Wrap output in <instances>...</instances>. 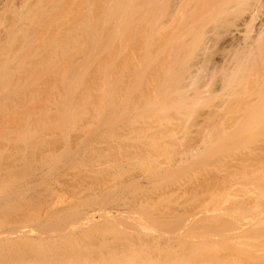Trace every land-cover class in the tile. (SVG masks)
I'll return each instance as SVG.
<instances>
[{
    "label": "rangeland",
    "instance_id": "obj_1",
    "mask_svg": "<svg viewBox=\"0 0 264 264\" xmlns=\"http://www.w3.org/2000/svg\"><path fill=\"white\" fill-rule=\"evenodd\" d=\"M212 1L117 0L1 68L0 232H31L0 264H264V84L226 79L264 2Z\"/></svg>",
    "mask_w": 264,
    "mask_h": 264
},
{
    "label": "bare ground",
    "instance_id": "obj_2",
    "mask_svg": "<svg viewBox=\"0 0 264 264\" xmlns=\"http://www.w3.org/2000/svg\"><path fill=\"white\" fill-rule=\"evenodd\" d=\"M116 1L117 0H0V70L2 71L5 68L7 69L8 64L11 62L13 64L14 63L18 64L16 66H19L20 68L19 67L18 68L21 70L25 60H30L33 57L38 59L42 55L41 52L47 53L48 50H51L53 52L55 49H59V50L70 49V48H76L75 46L79 47L83 45L87 41L88 37L86 35L90 32V30L98 31V32L102 31V28L104 27L105 13L109 10L112 11L114 8L112 6L109 7V4H112ZM210 1L208 0V2ZM213 1L211 2V4L215 2ZM224 1L227 0H223V2ZM260 1H262V3L264 2V0H233L234 2L233 4L237 3L236 5L238 6L241 2H243L251 10V11L249 10L250 16H248V18L250 17V22L247 25L250 26L251 24L253 25L254 18L257 17L256 14L257 12H259L258 10H260L263 5ZM217 3L216 5L218 6L222 5V4L219 5L220 3L219 4ZM257 3H261V4H259L260 6H258L256 12ZM214 6L212 7L215 9ZM222 6H224L222 12L223 10L227 11V9H225L226 3L225 4L223 3ZM244 6L242 5V7ZM199 7L198 8L201 9L203 6L202 7L199 6ZM248 7L245 8V10L244 9L243 10L246 11ZM126 26L128 27V24ZM186 26L188 27V25ZM250 26H248V28ZM259 31L260 32H257L255 34L254 33L251 34L252 32H247L249 34L248 35L249 37L247 38L244 37L246 39L243 38L245 41L243 42L244 44H241L243 46L237 53L235 52V54H233L234 56L232 55L233 56L231 62L233 66L232 72H231V68H229L231 75H229L226 79L227 81L229 80L230 84L232 82L234 83V86H238L239 88H241L242 91H244V85H247L249 81L250 82L259 81V83L262 82V84H264V63L262 62L260 63V59L261 61L262 60L264 61V29L263 31H261V29ZM187 32H189V30ZM28 51H30V54H27ZM55 56L57 57V55ZM3 67L4 69H1ZM1 71H0V77L1 74L2 77H4L5 70L2 73ZM186 76L189 77L188 75ZM235 83H237V85H235ZM241 89L239 91H241ZM237 93H239L238 90ZM235 94L236 91L232 88V90H229L228 96L233 97ZM256 104L252 105L250 102H246L244 103V108L254 109V106ZM261 106L263 105L261 104ZM209 138L210 137H208L207 139ZM211 139L210 141L209 140L208 141L211 142ZM256 144L257 145L260 144L259 146H264V140L262 142L261 141L257 142ZM225 200L223 201L224 203H226L227 200L229 201V199H227L226 201ZM221 202L222 201L220 200V203ZM223 202L221 204H223ZM101 214L107 216V214L109 213L104 212V214L103 213ZM87 217H92V215ZM91 220L95 221L92 218ZM88 222H90V220ZM25 227H20L21 229H17L14 231L11 230L13 233L10 231L9 235L8 232L7 234L6 233L5 234L8 236V238L11 237L12 235H14L15 237L17 236V238L19 237V235L26 236L31 231H29ZM5 234H3V232H0V237L4 235V238H6Z\"/></svg>",
    "mask_w": 264,
    "mask_h": 264
}]
</instances>
